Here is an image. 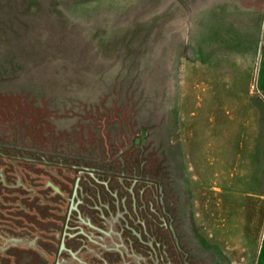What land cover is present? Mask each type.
I'll use <instances>...</instances> for the list:
<instances>
[{"label": "rangeland", "instance_id": "1", "mask_svg": "<svg viewBox=\"0 0 264 264\" xmlns=\"http://www.w3.org/2000/svg\"><path fill=\"white\" fill-rule=\"evenodd\" d=\"M193 1L0 0V103L156 182L217 264H264V0Z\"/></svg>", "mask_w": 264, "mask_h": 264}, {"label": "flooded vegetation", "instance_id": "2", "mask_svg": "<svg viewBox=\"0 0 264 264\" xmlns=\"http://www.w3.org/2000/svg\"><path fill=\"white\" fill-rule=\"evenodd\" d=\"M11 103H0L12 114H0V264H217L183 236L168 191L141 172L79 166L108 152L75 127L44 133V107Z\"/></svg>", "mask_w": 264, "mask_h": 264}, {"label": "crops", "instance_id": "3", "mask_svg": "<svg viewBox=\"0 0 264 264\" xmlns=\"http://www.w3.org/2000/svg\"><path fill=\"white\" fill-rule=\"evenodd\" d=\"M229 1H235L238 3L239 7H246L247 0H194L193 5L197 6V9L193 10V21L207 22L211 19L213 9L221 8L220 12L224 15V9L229 6ZM251 2L258 4L263 0H250ZM264 1L262 2L263 5ZM264 8V6H262ZM264 16V15H263Z\"/></svg>", "mask_w": 264, "mask_h": 264}, {"label": "water", "instance_id": "4", "mask_svg": "<svg viewBox=\"0 0 264 264\" xmlns=\"http://www.w3.org/2000/svg\"><path fill=\"white\" fill-rule=\"evenodd\" d=\"M142 134H144V130L142 131Z\"/></svg>", "mask_w": 264, "mask_h": 264}]
</instances>
